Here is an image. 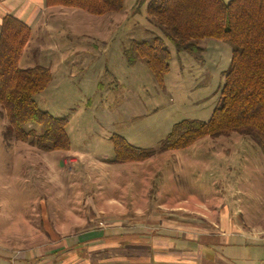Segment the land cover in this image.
I'll return each instance as SVG.
<instances>
[{
    "label": "rangeland",
    "instance_id": "obj_1",
    "mask_svg": "<svg viewBox=\"0 0 264 264\" xmlns=\"http://www.w3.org/2000/svg\"><path fill=\"white\" fill-rule=\"evenodd\" d=\"M123 2L121 13L101 17L43 6L29 23L18 67L50 71V83L33 98L39 111L67 121L69 149L44 153L5 137L0 109V247L25 253L24 264L60 246L56 264H77L84 258L71 253L73 246L93 240L94 231L140 232L142 219L170 220L177 211L205 226L227 215L234 228L264 238V156L249 138H203L183 150L159 151L174 124L206 122L219 106L228 47L203 41L201 54H176L146 19L145 0ZM153 36L171 53L163 89L143 61L130 66L122 55ZM24 130L42 134L31 123ZM113 135L154 154L111 163ZM159 200L165 205H153ZM176 200L184 203L172 205ZM98 253L87 257L113 255Z\"/></svg>",
    "mask_w": 264,
    "mask_h": 264
},
{
    "label": "trees",
    "instance_id": "obj_2",
    "mask_svg": "<svg viewBox=\"0 0 264 264\" xmlns=\"http://www.w3.org/2000/svg\"><path fill=\"white\" fill-rule=\"evenodd\" d=\"M124 0H44L47 8L80 10L101 17L119 14ZM146 19L159 27L176 54H201L200 42H219L228 47L230 61L224 73L219 106L206 122L182 120L174 124L159 151H178L203 139L247 137L264 156V0H147ZM0 109L7 124L4 136L38 151L67 152V121L39 111L34 98L48 86L51 74L45 67H18L30 28L12 15L0 19ZM128 65L143 61L157 86L164 88L171 53L159 36L133 42L122 54ZM42 128V134L25 131V124ZM115 164L138 163L154 151L129 145L113 135Z\"/></svg>",
    "mask_w": 264,
    "mask_h": 264
},
{
    "label": "crops",
    "instance_id": "obj_3",
    "mask_svg": "<svg viewBox=\"0 0 264 264\" xmlns=\"http://www.w3.org/2000/svg\"><path fill=\"white\" fill-rule=\"evenodd\" d=\"M43 4L44 0H0V19L12 15L29 26L33 18L40 15ZM182 203L176 200L172 205L179 206ZM153 205H165V202L159 200ZM182 214L174 212L169 215L174 218L170 220H166L167 215L165 218L142 219L144 225L140 232L134 229H112L108 235L102 230L94 231L93 240L74 245L71 253L75 251L84 258L78 259L77 264H264V253L260 250L264 249V238L260 233L250 235L249 232L234 228L229 224L231 221L227 215L221 214L217 219L218 224L205 226L198 225L196 219L183 217ZM84 236L92 238L89 237L90 233ZM58 249L63 248L60 246ZM58 249H50L51 254L32 264L58 263L52 259ZM95 252L113 255L100 256V259L95 256L96 259L90 261V255L89 258L87 255ZM12 253V250L5 251L0 247V264H24L27 258L25 253L22 257L19 253ZM33 255L29 254L28 257H38L35 252Z\"/></svg>",
    "mask_w": 264,
    "mask_h": 264
}]
</instances>
